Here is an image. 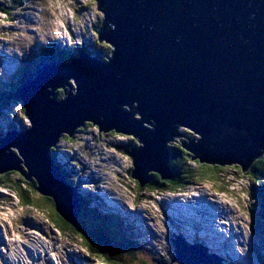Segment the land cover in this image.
Masks as SVG:
<instances>
[{
	"label": "water",
	"instance_id": "95a60500",
	"mask_svg": "<svg viewBox=\"0 0 264 264\" xmlns=\"http://www.w3.org/2000/svg\"><path fill=\"white\" fill-rule=\"evenodd\" d=\"M93 1L101 14L97 39L110 54L95 59L81 49L24 82L18 96L29 126L0 137V174L34 179L75 226L76 187L49 151L85 120L137 140L125 153L140 187L149 173L171 177L167 145L183 136L177 127L199 136L181 141L192 159L247 170L264 151V0ZM174 244L180 264H219L205 249Z\"/></svg>",
	"mask_w": 264,
	"mask_h": 264
},
{
	"label": "rangeland",
	"instance_id": "374dc122",
	"mask_svg": "<svg viewBox=\"0 0 264 264\" xmlns=\"http://www.w3.org/2000/svg\"><path fill=\"white\" fill-rule=\"evenodd\" d=\"M4 1L0 0V3ZM99 19L101 14L93 0H29L22 5L17 4L10 17L0 11V86L5 87L9 83L18 85L26 64L18 65L23 54H28L32 47H46L51 41L73 52L81 46L97 59L95 53L107 45L105 42H100L103 46L95 43L96 33L92 24H98ZM31 56L29 53L28 57ZM58 94L56 90V98ZM134 117L139 118V115L134 114ZM27 126L28 119L15 97H11L6 104L0 100V137H4L10 129L21 130ZM176 132L188 137L174 136L168 144L187 143L189 137L199 138L185 127H177ZM73 136L74 142L62 140L57 143L56 157L69 166L72 161L80 162L73 173L83 181H91V185L81 187V194L85 198L96 195L92 204L122 215H134L133 210L139 209V218L145 223L139 227L137 241L148 250L144 251L148 256L169 260L164 263L158 259L157 264H180L178 260H172L175 254L172 238L184 239L194 247V244L200 243L193 238L195 232L205 236L215 248L214 233L217 229L221 230L224 243L231 250H228L229 254L215 252L211 244L205 242L202 246L207 252L216 254L214 258L219 264H264V196L259 193V185L252 187L257 179L251 172L242 171L235 163L214 166L197 160L202 176L192 181L185 190L151 191L145 185L139 189L131 178L130 157L115 146L128 145L132 136L110 131L99 133L91 123ZM189 161L188 164L195 168L194 159ZM13 179H18L22 185L27 182L20 175ZM79 184L81 186L82 181ZM91 189V195H86ZM29 194L37 200V206L35 202L22 203L11 187L0 188V264H87V257V262L91 260L88 264H97L96 257L88 256L81 238L72 234V230L60 232L53 227L55 215L53 213L52 221L49 216L51 207L44 202L43 195L34 188ZM199 196L201 198H197ZM206 197L216 202L209 203ZM182 199L187 202L176 204ZM203 202L205 208L199 209V204ZM209 205L216 207L218 213H208L213 220L208 225L211 229H205L199 225L197 214H203ZM93 222L89 214L85 225ZM108 223L120 237L118 217L114 215Z\"/></svg>",
	"mask_w": 264,
	"mask_h": 264
},
{
	"label": "trees",
	"instance_id": "16d2710c",
	"mask_svg": "<svg viewBox=\"0 0 264 264\" xmlns=\"http://www.w3.org/2000/svg\"><path fill=\"white\" fill-rule=\"evenodd\" d=\"M29 0H5L4 3L0 6V11L5 16L10 17L12 9H14L17 4L22 5L24 3H27ZM98 24H92V27L95 30L98 29V26L101 24V20H98ZM97 37V35H96ZM99 45L100 41L96 39V42ZM98 48V47H97ZM80 46L78 47V51L80 50ZM101 51L97 52L98 58L100 59H106L107 55L110 54V47L106 45L105 47H100ZM86 51V50H85ZM33 53V52H32ZM71 49L68 47H60L57 43H51L48 44L45 49H43L42 53L39 55H35V57L31 58L28 56L25 58L26 64L24 65V61H21L24 65V69H22L23 73L20 75V83L18 85H14L13 83H9L8 87L3 88L0 86V100H4V104L8 102V100L11 97H15L20 102L21 109L24 111V106L22 104L21 98L18 96V90L25 81L30 80L36 73L39 66H41L45 62H51V61H69L73 54ZM91 56L93 53L88 52ZM90 56V57H91ZM53 58V60H51ZM97 58V59H98ZM1 85V83H0ZM11 88V89H10ZM57 91H59L58 98H62L63 90L59 88ZM137 114V113H135ZM25 116V114H24ZM26 117V116H25ZM27 118V117H26ZM90 123L85 122V124L81 127H79L77 130H82L86 128V126H89ZM110 133H113V131H110ZM1 136V133H0ZM73 137H68L67 135H62L60 137L61 140L71 141L73 140ZM185 137H188L187 135ZM173 139V138H172ZM188 139V138H187ZM189 139H193L192 137H189ZM138 144L137 140L132 139L128 145H115L119 150L125 151V149H130L131 146H136ZM183 142H179L176 145L168 144V163L171 168V177L169 179H161L159 175L155 173H149V181L146 184V186L151 191H165L169 190L171 192L173 191H180L185 190L186 187L190 186L192 181L197 180V177L202 176L201 170H199L200 166L197 163V160L194 159L193 163L195 165V168H192L188 162L189 160H192L191 155L186 152V150L182 147ZM55 147L51 149V151H54ZM255 160V161H254ZM252 161V163L248 167V171L252 173L253 178L257 179L255 184L252 185V187H256V185H259L258 188H260V195L264 196V155H261L259 157H256ZM73 164L78 165V162L72 161ZM214 165V164H213ZM216 166V165H214ZM237 166V165H236ZM186 167V168H185ZM241 169V168H240ZM131 171V168H130ZM129 171V173H130ZM191 174V175H190ZM20 175V178L22 175L16 171H7L5 173L0 174V188H10L18 195L19 200L22 203H33L35 202V206L38 204L36 203L35 199H33L32 195H30V189H36L35 188V181L34 179L27 180L25 182V185H22L19 183L18 179H13L15 177H18ZM199 175V176H198ZM66 178L68 181L73 183V185L76 184V186L80 185L79 182H81V179L76 178L73 175H66ZM132 178V177H131ZM133 179V178H132ZM134 180V179H133ZM135 184L138 186V188H142L139 186L137 181H134ZM44 202L51 207L49 209V216L53 221V213L55 220L53 222V226L58 229L60 232H67L69 230H72V234H76L79 236L82 240V243L87 251V253L91 257H96L97 259L102 260L103 262L107 264H135L136 262L139 264H149L148 261H150L153 264H157V260L161 259L159 262H169V260L165 261L161 257L155 256L156 258H153L151 256H148L145 254V252L137 247L135 243L130 241L127 236H125L123 233L120 234V237H117L118 234L115 230L111 228L109 225V221L111 216L114 217L115 214H106V212H103L100 210H97V207H93L92 210L91 202L89 198H85L78 194V197L81 201L80 205L82 210L80 211L78 215V223L75 226L69 225L67 222H65L55 211V207L53 205L52 199L49 197H44ZM83 197V198H82ZM138 194L135 197V200H137ZM92 215L94 222L85 225V218Z\"/></svg>",
	"mask_w": 264,
	"mask_h": 264
},
{
	"label": "bare ground",
	"instance_id": "6f19581e",
	"mask_svg": "<svg viewBox=\"0 0 264 264\" xmlns=\"http://www.w3.org/2000/svg\"><path fill=\"white\" fill-rule=\"evenodd\" d=\"M76 52V51H75ZM59 88H56L55 89V92H56V90H58ZM85 122H87L86 120H85ZM84 122V123H85ZM61 160V159H60ZM62 161V160H61ZM186 168V167H185ZM191 175V174H190ZM199 176V175H198ZM213 177V176H212ZM206 178V177H205ZM42 195V194H41ZM193 196H196V195H193ZM44 197H46V196H44ZM187 196H185V198H186ZM184 198V199H185ZM197 198H201V196H199V197H197ZM184 199H182V200H180L178 203L176 202V204H179V205H181V203L182 202H184V203H186L187 202V200H184ZM206 200L207 201H209V203L210 202H216V201H212V200H208L207 199V197H206ZM215 200V199H214ZM81 201V200H80ZM174 202V201H173ZM199 206H200V208L199 209H203V208H205V202H203V203H201V204H199ZM195 207H198L197 205H195ZM109 208V207H108ZM100 210L101 211H103V212H106V213H110V214H115L116 215V212L117 211H114L113 213H111V212H108V211H106V210H104V209H102V208H100ZM24 212V211H23ZM214 213V214H217L218 213V210L216 209V207H214V206H210L209 205V207H208V209H206V210H203V214H201V213H198L197 215H198V223H199V225H203L204 227H205V229H211V228H208V225H210L211 223H210V220L212 219L213 220V217H211L210 216V214H208V213ZM192 213H194V214H196L194 211H192ZM200 214V215H199ZM118 216V215H117ZM201 216H203V217H201ZM220 219H222V218H220ZM219 223V222H218ZM214 226V225H213ZM214 230V229H213ZM183 232L187 235V233H186V231H184L183 230ZM243 232V231H242ZM194 236H193V238L194 239H197L198 241H200V242H202V243H206V244H208V245H210L211 243H208V241H207V238L204 236V237H202L201 235H199V234H197V233H195L194 232ZM215 234V236H216V245H215V248L212 246V244H211V246L213 247V248H211L213 251H215V252H219V253H221V254H223L224 253V251H222V250H220L219 249V247H221V246H224V248L226 247L227 248V250H229L228 249V247L226 246V244L224 243V239L222 238V236H221V234H222V232H221V230H216V232L214 233ZM171 241H172V244H173V246H174V252H175V249L176 250H179V249H177L176 248V246H175V244H174V242H178L179 244H184V240L183 239H174V238H172L171 239ZM194 249L195 250H197V251H203V249H205V252L207 253V249L204 247V246H202V245H199V244H195L194 245ZM209 249V248H208ZM229 251H231V250H229ZM176 253H177V251L175 252V254H174V256H173V258L175 257V255H176ZM220 255V254H219ZM226 255V254H225ZM231 257V256H230ZM177 260V259H176ZM179 261V260H178ZM229 263H230V261L229 260H227ZM235 262V261H234ZM231 264V263H230Z\"/></svg>",
	"mask_w": 264,
	"mask_h": 264
},
{
	"label": "clouds",
	"instance_id": "9594fccd",
	"mask_svg": "<svg viewBox=\"0 0 264 264\" xmlns=\"http://www.w3.org/2000/svg\"><path fill=\"white\" fill-rule=\"evenodd\" d=\"M102 60H103V59H102ZM173 137H174V136H173ZM173 137H172V138H173Z\"/></svg>",
	"mask_w": 264,
	"mask_h": 264
},
{
	"label": "flooded vegetation",
	"instance_id": "af4514ba",
	"mask_svg": "<svg viewBox=\"0 0 264 264\" xmlns=\"http://www.w3.org/2000/svg\"><path fill=\"white\" fill-rule=\"evenodd\" d=\"M31 181V180H30Z\"/></svg>",
	"mask_w": 264,
	"mask_h": 264
}]
</instances>
